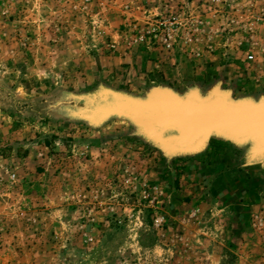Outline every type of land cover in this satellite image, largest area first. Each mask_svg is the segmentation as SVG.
I'll return each mask as SVG.
<instances>
[{
    "label": "rangeland",
    "instance_id": "1",
    "mask_svg": "<svg viewBox=\"0 0 264 264\" xmlns=\"http://www.w3.org/2000/svg\"><path fill=\"white\" fill-rule=\"evenodd\" d=\"M248 65L264 0H0V264H264V151L227 200L199 154L227 138L166 149L133 105L227 98Z\"/></svg>",
    "mask_w": 264,
    "mask_h": 264
},
{
    "label": "water",
    "instance_id": "2",
    "mask_svg": "<svg viewBox=\"0 0 264 264\" xmlns=\"http://www.w3.org/2000/svg\"><path fill=\"white\" fill-rule=\"evenodd\" d=\"M164 99L172 105H166ZM215 100L224 105L218 116L209 108ZM133 105L136 112L149 113L143 128L150 136L157 138L167 130L176 133V137L163 143L166 149L194 151L212 135H219L235 142L251 140L256 144V154L264 151V104L232 103L222 94L207 99L192 94L181 99L167 92Z\"/></svg>",
    "mask_w": 264,
    "mask_h": 264
},
{
    "label": "crops",
    "instance_id": "3",
    "mask_svg": "<svg viewBox=\"0 0 264 264\" xmlns=\"http://www.w3.org/2000/svg\"><path fill=\"white\" fill-rule=\"evenodd\" d=\"M244 69L247 70V76L250 80L246 82L245 88L239 92H234L233 89L232 91H226V99L231 102L245 101L254 105L264 104V73H262L261 69L260 71H257L258 68L256 69L255 66H244ZM253 70L254 72H252ZM209 141V144L207 143L199 154H205L208 158L212 159L216 158L217 160H220L223 165L225 164L226 167L224 174L229 176L227 178L229 180V185L226 186V199H239L240 201H243L247 198L248 193H251L252 188L243 183L240 185L236 182L235 185L234 182L239 179V181H241L242 178H245L246 175L243 166H246L249 160H256V144L253 141H229L217 136H212ZM214 143H219L220 147L217 148L214 146ZM214 165H216V163ZM234 165H241L238 166V168L239 170L244 171H239L235 168L232 169ZM254 165L255 168L252 169L256 172L257 169H259V166L257 164ZM237 184H239L238 187H236ZM234 187L238 189L235 190Z\"/></svg>",
    "mask_w": 264,
    "mask_h": 264
},
{
    "label": "bare ground",
    "instance_id": "4",
    "mask_svg": "<svg viewBox=\"0 0 264 264\" xmlns=\"http://www.w3.org/2000/svg\"><path fill=\"white\" fill-rule=\"evenodd\" d=\"M164 100H165L166 105H168V106L172 105V103H173L169 99H164ZM223 107H224V105L222 104V102L220 100H215L214 103L212 104V106L209 107V108L213 109V111L216 113L215 115L218 116V115H220L222 113V108ZM203 128H205V127L203 126Z\"/></svg>",
    "mask_w": 264,
    "mask_h": 264
},
{
    "label": "trees",
    "instance_id": "5",
    "mask_svg": "<svg viewBox=\"0 0 264 264\" xmlns=\"http://www.w3.org/2000/svg\"><path fill=\"white\" fill-rule=\"evenodd\" d=\"M214 146H216L217 148L220 147L219 143H214Z\"/></svg>",
    "mask_w": 264,
    "mask_h": 264
},
{
    "label": "built area",
    "instance_id": "6",
    "mask_svg": "<svg viewBox=\"0 0 264 264\" xmlns=\"http://www.w3.org/2000/svg\"><path fill=\"white\" fill-rule=\"evenodd\" d=\"M159 222H161V221H156V223H159Z\"/></svg>",
    "mask_w": 264,
    "mask_h": 264
}]
</instances>
